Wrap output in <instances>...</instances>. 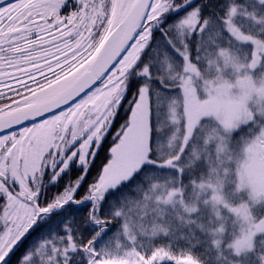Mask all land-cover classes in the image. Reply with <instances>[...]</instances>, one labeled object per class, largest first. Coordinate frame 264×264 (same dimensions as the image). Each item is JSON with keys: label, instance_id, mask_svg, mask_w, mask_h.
I'll list each match as a JSON object with an SVG mask.
<instances>
[{"label": "snow or ice", "instance_id": "6c2138e0", "mask_svg": "<svg viewBox=\"0 0 264 264\" xmlns=\"http://www.w3.org/2000/svg\"><path fill=\"white\" fill-rule=\"evenodd\" d=\"M0 264H264V0H0Z\"/></svg>", "mask_w": 264, "mask_h": 264}, {"label": "trees", "instance_id": "16d2710c", "mask_svg": "<svg viewBox=\"0 0 264 264\" xmlns=\"http://www.w3.org/2000/svg\"><path fill=\"white\" fill-rule=\"evenodd\" d=\"M110 143H111V137H109V144H110ZM107 146H108V145H107ZM105 148H106V147H105ZM104 159H105V153L102 152V153L100 154V157H99L98 161H97V164L103 162ZM177 255H178V253H177Z\"/></svg>", "mask_w": 264, "mask_h": 264}, {"label": "bare ground", "instance_id": "6f19581e", "mask_svg": "<svg viewBox=\"0 0 264 264\" xmlns=\"http://www.w3.org/2000/svg\"><path fill=\"white\" fill-rule=\"evenodd\" d=\"M105 147H106V148L108 147L107 144L105 145Z\"/></svg>", "mask_w": 264, "mask_h": 264}]
</instances>
